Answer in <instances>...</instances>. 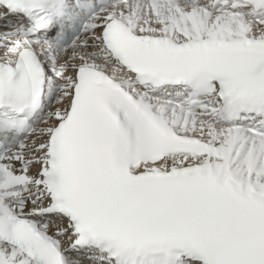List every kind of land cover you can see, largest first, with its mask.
<instances>
[{"label": "snow or ice", "instance_id": "6c2138e0", "mask_svg": "<svg viewBox=\"0 0 264 264\" xmlns=\"http://www.w3.org/2000/svg\"><path fill=\"white\" fill-rule=\"evenodd\" d=\"M0 264H264V0H0Z\"/></svg>", "mask_w": 264, "mask_h": 264}]
</instances>
